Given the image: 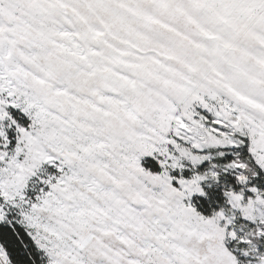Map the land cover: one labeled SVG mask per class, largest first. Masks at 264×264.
Here are the masks:
<instances>
[{
	"label": "snow or ice",
	"instance_id": "1",
	"mask_svg": "<svg viewBox=\"0 0 264 264\" xmlns=\"http://www.w3.org/2000/svg\"><path fill=\"white\" fill-rule=\"evenodd\" d=\"M0 264H264V0H0Z\"/></svg>",
	"mask_w": 264,
	"mask_h": 264
}]
</instances>
